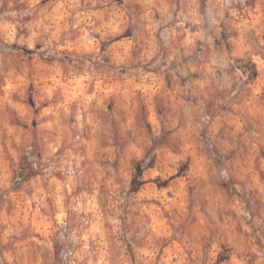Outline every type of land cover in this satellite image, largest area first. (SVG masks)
Listing matches in <instances>:
<instances>
[{
    "label": "rangeland",
    "instance_id": "obj_1",
    "mask_svg": "<svg viewBox=\"0 0 264 264\" xmlns=\"http://www.w3.org/2000/svg\"><path fill=\"white\" fill-rule=\"evenodd\" d=\"M0 264H264V0H0Z\"/></svg>",
    "mask_w": 264,
    "mask_h": 264
}]
</instances>
